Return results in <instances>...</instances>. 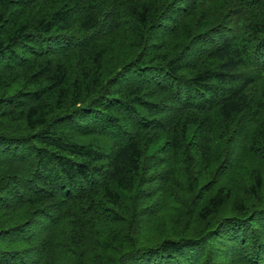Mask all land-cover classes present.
Returning a JSON list of instances; mask_svg holds the SVG:
<instances>
[{
	"label": "trees",
	"instance_id": "16d2710c",
	"mask_svg": "<svg viewBox=\"0 0 264 264\" xmlns=\"http://www.w3.org/2000/svg\"><path fill=\"white\" fill-rule=\"evenodd\" d=\"M0 264H264V0H0Z\"/></svg>",
	"mask_w": 264,
	"mask_h": 264
}]
</instances>
